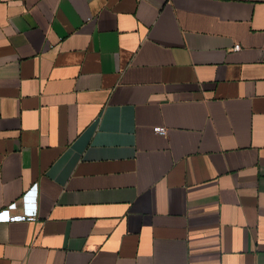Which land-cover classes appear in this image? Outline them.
<instances>
[{
  "label": "crops",
  "instance_id": "crops-1",
  "mask_svg": "<svg viewBox=\"0 0 264 264\" xmlns=\"http://www.w3.org/2000/svg\"><path fill=\"white\" fill-rule=\"evenodd\" d=\"M263 45L264 0H0V264H264Z\"/></svg>",
  "mask_w": 264,
  "mask_h": 264
},
{
  "label": "built area",
  "instance_id": "built-area-1",
  "mask_svg": "<svg viewBox=\"0 0 264 264\" xmlns=\"http://www.w3.org/2000/svg\"><path fill=\"white\" fill-rule=\"evenodd\" d=\"M234 51L239 50V46L235 45L233 47ZM262 53H264V45L261 48ZM153 132L158 135H165L166 129L164 127H154ZM35 186L26 191L20 200L8 205L5 209L0 210V223H12V222H32L36 220V203L33 207L27 208V201L29 200L28 194L31 191H35ZM36 198V197H34Z\"/></svg>",
  "mask_w": 264,
  "mask_h": 264
}]
</instances>
